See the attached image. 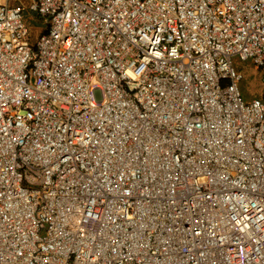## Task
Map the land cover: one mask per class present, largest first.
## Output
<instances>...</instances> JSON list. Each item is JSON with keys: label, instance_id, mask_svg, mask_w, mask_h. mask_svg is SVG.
I'll use <instances>...</instances> for the list:
<instances>
[{"label": "built area", "instance_id": "obj_1", "mask_svg": "<svg viewBox=\"0 0 264 264\" xmlns=\"http://www.w3.org/2000/svg\"><path fill=\"white\" fill-rule=\"evenodd\" d=\"M0 264H264V0H0Z\"/></svg>", "mask_w": 264, "mask_h": 264}, {"label": "rangeland", "instance_id": "obj_2", "mask_svg": "<svg viewBox=\"0 0 264 264\" xmlns=\"http://www.w3.org/2000/svg\"><path fill=\"white\" fill-rule=\"evenodd\" d=\"M38 27L39 24H32L29 26L30 30L33 32L32 36L36 35V29H38ZM233 62L236 68L241 70L244 74V78L239 85L243 101L247 103L253 99H259L261 96V87L260 74L257 69L250 61H241L238 57H234Z\"/></svg>", "mask_w": 264, "mask_h": 264}, {"label": "trees", "instance_id": "obj_3", "mask_svg": "<svg viewBox=\"0 0 264 264\" xmlns=\"http://www.w3.org/2000/svg\"><path fill=\"white\" fill-rule=\"evenodd\" d=\"M25 19H26V23H27V26L28 27L31 26L32 24H35V25H38L39 24L40 25V23H41V19L37 15H35V14L26 13Z\"/></svg>", "mask_w": 264, "mask_h": 264}, {"label": "clouds", "instance_id": "obj_4", "mask_svg": "<svg viewBox=\"0 0 264 264\" xmlns=\"http://www.w3.org/2000/svg\"><path fill=\"white\" fill-rule=\"evenodd\" d=\"M243 76H244V74H243Z\"/></svg>", "mask_w": 264, "mask_h": 264}]
</instances>
